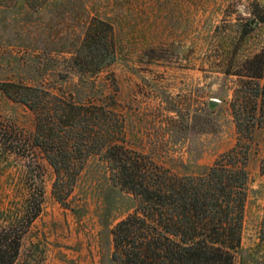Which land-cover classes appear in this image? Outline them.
I'll use <instances>...</instances> for the list:
<instances>
[{
  "label": "rangeland",
  "instance_id": "374dc122",
  "mask_svg": "<svg viewBox=\"0 0 264 264\" xmlns=\"http://www.w3.org/2000/svg\"><path fill=\"white\" fill-rule=\"evenodd\" d=\"M255 3L264 6V0H49L26 11L8 0L0 3V82L85 96L69 58L85 22L108 23L114 59L96 78V94L115 96L129 148L176 174L197 175L235 145L238 77L225 71L264 48V24L240 34ZM34 127V113L0 89V243L18 242L10 264H112L110 230L136 200L112 185L103 160L91 157L63 206L52 194L54 171L32 144ZM246 170L241 241L257 257L264 251L256 245L263 129L254 131ZM12 253L7 247V257ZM234 264L253 263L242 252Z\"/></svg>",
  "mask_w": 264,
  "mask_h": 264
},
{
  "label": "trees",
  "instance_id": "16d2710c",
  "mask_svg": "<svg viewBox=\"0 0 264 264\" xmlns=\"http://www.w3.org/2000/svg\"><path fill=\"white\" fill-rule=\"evenodd\" d=\"M10 1L26 11L41 10L49 3ZM85 23L69 58L85 96L0 82L9 98L35 115L32 144L54 171L55 199L69 207L67 197L84 163L97 157L107 164L112 185L136 200L133 211L110 230L112 264H234L242 252L251 263L264 264V251L256 257V251L244 250L241 241L248 196L246 163L254 131H264V48L240 61L237 69L225 71L238 77L231 100L235 145L219 154L202 173L179 175L127 146L115 96L96 94L101 89L96 78L114 59L112 26L94 18ZM259 24H264V6L255 3L249 11L248 27L244 24L240 34ZM111 83L115 85L113 76ZM256 245L264 248V205ZM7 247L13 249L9 257ZM17 247V241L4 248L0 243V264H10Z\"/></svg>",
  "mask_w": 264,
  "mask_h": 264
},
{
  "label": "water",
  "instance_id": "95a60500",
  "mask_svg": "<svg viewBox=\"0 0 264 264\" xmlns=\"http://www.w3.org/2000/svg\"><path fill=\"white\" fill-rule=\"evenodd\" d=\"M214 103L218 102L217 100H212Z\"/></svg>",
  "mask_w": 264,
  "mask_h": 264
}]
</instances>
